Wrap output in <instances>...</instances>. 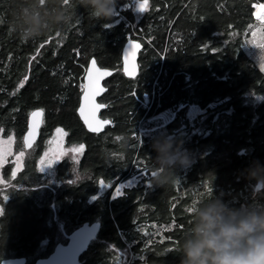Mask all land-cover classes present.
<instances>
[{
  "label": "trees",
  "instance_id": "16d2710c",
  "mask_svg": "<svg viewBox=\"0 0 264 264\" xmlns=\"http://www.w3.org/2000/svg\"><path fill=\"white\" fill-rule=\"evenodd\" d=\"M133 1L116 0L104 20L89 0H0V135L20 143L28 115L43 112L15 187L2 190L0 262L33 264L98 222L79 264H186L202 211L264 216V74L251 78L240 24L225 23V0H171L137 17ZM129 40L142 45L134 79L121 71ZM91 58L114 71L98 100L110 121L99 135L76 114ZM189 106L204 113L189 121ZM167 111L169 122L156 121ZM57 129L79 152L59 162V184L49 185L36 164ZM133 177L136 185L112 198ZM99 182L109 188L97 196Z\"/></svg>",
  "mask_w": 264,
  "mask_h": 264
},
{
  "label": "rangeland",
  "instance_id": "374dc122",
  "mask_svg": "<svg viewBox=\"0 0 264 264\" xmlns=\"http://www.w3.org/2000/svg\"><path fill=\"white\" fill-rule=\"evenodd\" d=\"M146 1L145 10L149 7H158L162 11L169 6L171 0H134L133 1V12L137 17L143 11H138L136 4ZM250 0H225V5L222 10V17L227 25H235L239 23L238 29L243 31L242 39L243 43L240 47L241 56L247 65L250 72L251 78H257L264 74V47L258 45H264V25H262L257 18H255V11L258 5L264 4V0H254L250 3ZM144 10V11H145ZM209 107H214L210 105ZM204 111L200 110L195 106H189L187 111V118L189 121L196 119V117L202 115ZM172 118V113L167 111L156 117V121L161 124H166ZM55 130L52 137L46 144V147L36 164L37 173L40 179L46 184L57 185L59 184L56 178V166L59 162L65 158L76 161V154L79 149L72 146H67L64 143V136L61 130ZM11 140V143L5 145V141ZM5 149L7 154L4 155ZM28 151L23 149L22 141L18 143L16 137L13 134L8 136L0 135V215L2 213V200L6 198V194L2 190H5L8 185L14 182L16 176L23 170L26 159L28 158ZM177 156L169 159V163L176 160ZM9 169V179H5L3 170L6 167ZM73 181L77 180V176L72 177ZM139 178L133 177L128 181L118 184L112 192V198L118 197L122 194L124 189L131 188L136 185ZM36 186V185H35ZM109 186L98 183L97 196L102 195ZM119 190V192H117ZM256 213H242V216H247ZM63 232V230H62ZM64 233V232H63ZM70 234V233H69ZM65 238V237H64ZM66 240V239H65Z\"/></svg>",
  "mask_w": 264,
  "mask_h": 264
},
{
  "label": "clouds",
  "instance_id": "9594fccd",
  "mask_svg": "<svg viewBox=\"0 0 264 264\" xmlns=\"http://www.w3.org/2000/svg\"><path fill=\"white\" fill-rule=\"evenodd\" d=\"M99 19L110 20L116 0H89ZM186 166V156L177 159ZM186 264H264V216L249 214L225 218L222 207H209L199 214L194 240L184 247Z\"/></svg>",
  "mask_w": 264,
  "mask_h": 264
},
{
  "label": "water",
  "instance_id": "95a60500",
  "mask_svg": "<svg viewBox=\"0 0 264 264\" xmlns=\"http://www.w3.org/2000/svg\"><path fill=\"white\" fill-rule=\"evenodd\" d=\"M146 5V1L141 2ZM137 3L136 7L139 11V5ZM258 8L255 11V18L257 16ZM139 44L137 49H129V45ZM142 50V45L136 40H129L123 46L121 52V71L124 77L128 79H134L138 75V57ZM127 55V60L125 59ZM105 73V75L97 79V73L93 68ZM114 71L110 69H105L99 67L96 60L91 58L83 76V88L82 93L79 98V105L76 110V114L82 123L86 132L90 134L99 135L104 132L105 128L110 124L109 120H104L100 118V112L104 109V105L99 103L98 100L106 93V87L104 82L108 80ZM95 81V88L100 89V91L92 98L93 104L101 105V107L96 111L93 119V127L96 128L95 131L89 129L88 123H85L84 118L80 114V109L84 106V92L87 90L91 93L94 89L92 87V82ZM89 86L85 89V86ZM33 113H38L39 115L33 116ZM43 121V112L40 109L32 111L27 118L26 131L22 137V145L25 151H29L35 145L39 139V133ZM105 122V123H100ZM98 125V126H97ZM100 229V224L98 222L93 223H83L81 226L74 229L70 234L65 236V243H58L54 246L52 252L45 258L37 259L33 264H79V258L86 252L90 243L94 241L97 237ZM0 264H26L25 258H10L5 259L0 262Z\"/></svg>",
  "mask_w": 264,
  "mask_h": 264
},
{
  "label": "snow or ice",
  "instance_id": "6c2138e0",
  "mask_svg": "<svg viewBox=\"0 0 264 264\" xmlns=\"http://www.w3.org/2000/svg\"><path fill=\"white\" fill-rule=\"evenodd\" d=\"M258 12H257V20L264 25V4L258 5ZM139 11H144L145 10V4L141 3L139 5ZM259 47H264V45H258ZM139 48V44H131L129 45V49H137ZM125 59L127 60V55L125 57ZM93 70L97 73V79H99V77L105 75V73L99 71L98 69H95V67L93 68ZM22 86V85H21ZM89 86H85V89H87ZM92 87H93V91L91 93H89L87 90L84 92V106L80 109V114L81 116L84 118L85 123H88L89 125V129L95 131L96 128L93 127V117L95 116L96 111L101 107V105H96L93 104L92 98L100 91V89L95 88V81L92 82ZM39 115L38 113H33V116ZM100 123H105V122H100ZM98 126V125H97ZM59 131V130H58ZM5 145L11 143V140L5 141L4 142ZM7 154V149H5V153L4 155ZM2 159V158H0ZM117 192H119V190H117Z\"/></svg>",
  "mask_w": 264,
  "mask_h": 264
},
{
  "label": "flooded vegetation",
  "instance_id": "af4514ba",
  "mask_svg": "<svg viewBox=\"0 0 264 264\" xmlns=\"http://www.w3.org/2000/svg\"><path fill=\"white\" fill-rule=\"evenodd\" d=\"M19 175V174H18ZM18 175L16 176V178L18 177ZM15 178V179H16ZM6 187H15V185L14 184H11V185H8V186H6ZM16 187H21V186H16Z\"/></svg>",
  "mask_w": 264,
  "mask_h": 264
}]
</instances>
